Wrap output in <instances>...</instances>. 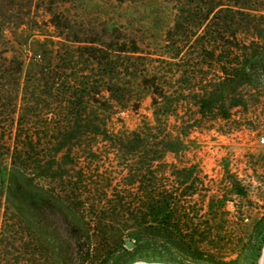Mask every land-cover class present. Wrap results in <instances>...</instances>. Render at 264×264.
Returning <instances> with one entry per match:
<instances>
[{
	"label": "trees",
	"instance_id": "1",
	"mask_svg": "<svg viewBox=\"0 0 264 264\" xmlns=\"http://www.w3.org/2000/svg\"><path fill=\"white\" fill-rule=\"evenodd\" d=\"M174 1L180 6L178 29L184 23L220 28L232 21L244 28L232 41L218 29L194 47L192 54H201L209 72L160 73L142 61L135 45L75 51L66 38L17 43L12 56L17 114L0 122V264H73L74 255L77 264H110L113 250L131 259L140 254L178 264L197 255L210 238L209 230L192 227L196 206L205 201H187L209 191L198 189L196 179L188 182L193 168L171 169L167 155L184 146L185 122L229 119L241 105L242 91L261 87L260 75L249 71V0ZM61 34L54 36L64 38ZM143 97L150 98V115H139ZM122 113L140 116L133 129L115 128ZM99 140L111 150L118 172L100 171ZM20 196L40 204L36 210L42 215L52 204L70 214L59 218L58 244L52 242L48 251L38 234L27 238L21 231L22 222L32 228L40 221L11 209ZM224 205L225 199L212 195L206 206L224 211ZM127 239L132 248L125 247Z\"/></svg>",
	"mask_w": 264,
	"mask_h": 264
},
{
	"label": "rangeland",
	"instance_id": "2",
	"mask_svg": "<svg viewBox=\"0 0 264 264\" xmlns=\"http://www.w3.org/2000/svg\"><path fill=\"white\" fill-rule=\"evenodd\" d=\"M231 1L224 3L228 5ZM179 9L174 0H0V122H11L17 114L13 112L12 56L20 47L17 43L26 38L68 39L75 51L78 48L85 51L93 45H114L116 49H133L135 45L142 61L160 73L170 75L177 69L190 74L209 72L210 66L204 64L201 54L198 58L192 54L194 47L218 29L225 39L232 41L231 35L244 28L232 21L220 28L207 23L203 26L184 23L178 29ZM226 15L230 16L220 14ZM58 33H63L64 38H56L54 35ZM186 39V43L181 42ZM249 61V71L260 75L261 87L242 91L241 105L232 108L229 119L185 122L184 146L167 155L171 169L181 165L193 168L188 182L196 179L198 189L209 191L191 195L187 201L192 205L205 201L204 207L196 206L200 211L194 216L192 227L198 225L203 231L209 230L210 238L197 255L177 260L178 264H259L264 245V143L260 142L264 138V0H249ZM149 103L150 98L143 97L139 115H150ZM187 107L190 113L193 106ZM139 115L122 113L119 117L123 122L116 121L115 128L133 129ZM170 123L174 127V118ZM95 144L99 147L95 155L100 171L118 172L106 143L99 140ZM113 176L117 182L118 176ZM170 179L173 181L172 176ZM212 195L225 199L224 211L217 207L207 209ZM38 206L20 196L12 202L11 209L23 210L20 213L29 221H40V225L32 228L22 222L21 231L27 238L38 234L45 252L53 243L58 244L54 231L59 218L70 214L61 213L52 204L42 215L36 210ZM113 252L115 259L110 264H170L145 260L140 254L131 259L122 252ZM75 257L73 264H77Z\"/></svg>",
	"mask_w": 264,
	"mask_h": 264
},
{
	"label": "crops",
	"instance_id": "3",
	"mask_svg": "<svg viewBox=\"0 0 264 264\" xmlns=\"http://www.w3.org/2000/svg\"><path fill=\"white\" fill-rule=\"evenodd\" d=\"M259 264H264V245H263V248H262V251H261V255H260V258H259Z\"/></svg>",
	"mask_w": 264,
	"mask_h": 264
},
{
	"label": "water",
	"instance_id": "4",
	"mask_svg": "<svg viewBox=\"0 0 264 264\" xmlns=\"http://www.w3.org/2000/svg\"><path fill=\"white\" fill-rule=\"evenodd\" d=\"M125 247H126V248H132V247H133V241H131V240H126V241H125Z\"/></svg>",
	"mask_w": 264,
	"mask_h": 264
},
{
	"label": "built area",
	"instance_id": "5",
	"mask_svg": "<svg viewBox=\"0 0 264 264\" xmlns=\"http://www.w3.org/2000/svg\"><path fill=\"white\" fill-rule=\"evenodd\" d=\"M260 142H261V143H264V138H261V139H260Z\"/></svg>",
	"mask_w": 264,
	"mask_h": 264
}]
</instances>
